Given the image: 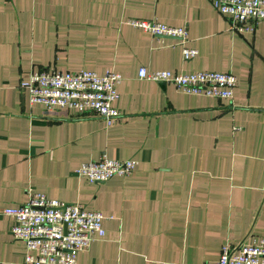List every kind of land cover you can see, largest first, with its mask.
Instances as JSON below:
<instances>
[{
	"label": "crops",
	"instance_id": "obj_1",
	"mask_svg": "<svg viewBox=\"0 0 264 264\" xmlns=\"http://www.w3.org/2000/svg\"><path fill=\"white\" fill-rule=\"evenodd\" d=\"M129 18L184 26L186 39ZM247 23L210 0H0V207L40 191L100 210L104 234L74 264H204L225 241L264 235V19ZM47 66L118 72L120 115L106 124L30 102L20 81ZM139 66L236 80L230 97L184 93ZM101 151L135 166L100 182L76 175ZM11 222L0 213V264H24Z\"/></svg>",
	"mask_w": 264,
	"mask_h": 264
},
{
	"label": "built area",
	"instance_id": "obj_2",
	"mask_svg": "<svg viewBox=\"0 0 264 264\" xmlns=\"http://www.w3.org/2000/svg\"><path fill=\"white\" fill-rule=\"evenodd\" d=\"M212 6L226 15L234 26L251 30L248 21L264 19V0H210ZM128 23L156 36H171L181 43L186 39L184 26L168 25L154 19L129 18ZM196 52L182 46L183 57ZM137 76L172 83L184 93L230 97L236 77L232 72L198 69L173 72L169 69H146L139 66ZM120 74L90 69L60 70L55 67L31 69L20 86L27 90L30 102H39L46 110L70 112L73 117L92 114L111 123L120 115L113 105ZM133 158H115L104 151L94 159L81 161L74 172L88 182H100L113 175L128 174L135 166ZM0 213L11 215V235L23 242L24 264H74L79 250L104 234L102 213L86 208L78 201H63L40 191H28L26 198L14 205L0 207ZM204 264H264V235L246 232L236 242L221 244L218 257Z\"/></svg>",
	"mask_w": 264,
	"mask_h": 264
},
{
	"label": "water",
	"instance_id": "obj_3",
	"mask_svg": "<svg viewBox=\"0 0 264 264\" xmlns=\"http://www.w3.org/2000/svg\"><path fill=\"white\" fill-rule=\"evenodd\" d=\"M161 82L160 83H165V81H163V80H160Z\"/></svg>",
	"mask_w": 264,
	"mask_h": 264
}]
</instances>
